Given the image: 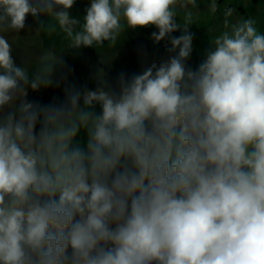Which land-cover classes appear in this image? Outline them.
<instances>
[{"label":"clouds","instance_id":"1","mask_svg":"<svg viewBox=\"0 0 264 264\" xmlns=\"http://www.w3.org/2000/svg\"><path fill=\"white\" fill-rule=\"evenodd\" d=\"M0 0V264H264V34L256 21L222 30L198 70L197 0ZM210 8L217 10V4ZM68 48L117 46L155 27L177 52L113 88L69 91L61 105L28 100L62 57L29 75L9 33L28 16ZM181 32L178 37L171 34ZM97 106L99 112H97ZM87 134L86 148L77 142Z\"/></svg>","mask_w":264,"mask_h":264},{"label":"rangeland","instance_id":"2","mask_svg":"<svg viewBox=\"0 0 264 264\" xmlns=\"http://www.w3.org/2000/svg\"><path fill=\"white\" fill-rule=\"evenodd\" d=\"M217 4V10L210 8L211 3ZM91 0H76L70 13L83 22L85 9ZM226 7L235 9L230 18L233 22L242 18L256 21L258 31L264 34V0H197L196 7L189 5L186 11L192 13L193 33L192 53L186 66L192 71L198 70L210 49V40L222 30L224 10ZM42 23H47L45 16L34 18L28 16L25 29L19 33L6 34L13 46V59L17 66L28 67L29 75H33L34 67L46 51L52 50L62 57L63 64L58 65L53 77V84L38 91L29 89L28 100L40 105H61L67 100L69 91L81 93L95 90L102 77L110 86H118L120 74L126 78L140 74L152 63L159 65L169 60L177 52H169L170 42L165 39L155 43L151 34L155 27L128 30L117 46H109L105 41L102 46L73 49L67 47L62 33L49 35L42 31ZM177 31L171 35L180 36ZM97 112L99 107L97 106ZM87 134L81 131L77 142L86 148Z\"/></svg>","mask_w":264,"mask_h":264}]
</instances>
